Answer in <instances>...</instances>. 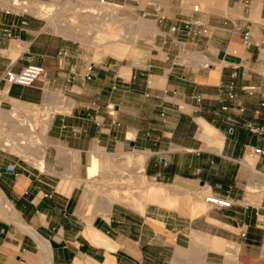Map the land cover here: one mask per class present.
I'll list each match as a JSON object with an SVG mask.
<instances>
[{"label":"crops","instance_id":"1","mask_svg":"<svg viewBox=\"0 0 264 264\" xmlns=\"http://www.w3.org/2000/svg\"><path fill=\"white\" fill-rule=\"evenodd\" d=\"M149 1L140 11L157 26L129 20L124 36L119 21L126 6L117 3L118 8L107 9L98 0H68L60 14L88 13L83 32L61 23L66 34H56L43 19L54 30L58 23L3 8L23 10L24 1L0 0V91L11 103L7 113L53 108L40 113L50 119L40 120L39 128L24 123L20 137L13 130L20 125L17 118L6 113L4 120L0 113L1 121L13 123L2 141L20 143L27 131L42 142L38 153L29 147L25 156L1 146L22 158L0 150V264H264V154L255 152L264 150V133L253 134L246 126L264 128L261 0H248V8L246 0H196L208 4L194 3L198 12L192 11V0ZM104 9L116 11L110 15ZM107 15L112 31L100 25L109 21ZM192 17L201 20L206 35L169 31ZM232 22L250 26L249 45ZM6 29L14 36L9 38ZM153 37L145 49L138 46V39ZM175 41L185 44V58H176L182 49ZM80 43L92 47V56ZM27 64L44 68L34 84L3 81L6 68ZM89 64L91 78L86 79ZM231 81L234 97L227 87ZM243 83L257 90L242 93ZM123 153L131 170L140 173L134 181L147 183L148 192L166 193L162 201H149L141 211L110 204L112 191L96 178L100 158ZM85 179L81 197L79 182ZM203 193L228 197L233 204L206 209ZM83 197L97 202L91 212L81 204ZM187 199L194 203V216L187 215Z\"/></svg>","mask_w":264,"mask_h":264},{"label":"rangeland","instance_id":"2","mask_svg":"<svg viewBox=\"0 0 264 264\" xmlns=\"http://www.w3.org/2000/svg\"><path fill=\"white\" fill-rule=\"evenodd\" d=\"M16 1H19V0H16ZM21 1H24L23 6L21 7L23 10L12 9L9 7H3V8H6L12 12L18 11V12H24L25 14H28L31 16L36 15V17H38V18L42 17V18L47 19L49 22L58 23L57 30H54V28L52 26L47 25V23L43 19V22L46 24L47 30L50 32H53V33L57 32L59 34H66L65 31L62 30L60 27L61 23H64V24L71 23L77 27V30H81L83 32V26L85 24V22H83L84 21L83 16H84V14H86L85 11H82L83 15H78V16L75 13H73L72 11L70 13H67L68 15L65 13L66 15L64 17L62 14H60L64 9V7L62 6L63 3L67 2L68 0H64V1L63 0H56V2H51L49 4L48 3H41V2L35 1V0H21ZM138 1L141 2L139 5L135 4L134 0H114V3L126 6L123 8L122 14L120 15L123 19H122V21H119L122 25V34L124 36L127 34L126 33L127 32L126 26L128 24H130L129 20H132L134 22L139 20V23H142L143 21L145 22L148 20L154 21V20H152V17H150V16H143L142 11H140L147 0H138ZM72 2H74V1H72ZM54 3L58 4V6H55ZM194 3H199L201 8L208 5V4H202L196 0H192V5ZM261 3H262V5H261L260 15L262 18L260 20H257V22L264 24V0H261ZM107 9H109V8H107ZM107 9H104V11H107L110 15L112 14V12L114 13L116 11V10L112 11V10H107ZM39 10H40V12H39ZM89 10H90L89 12H95L96 11V13L98 15L101 13L100 10H98V9H92L91 8ZM118 10L119 9H117V11ZM79 13H80V11H79ZM105 14H106V12H104L103 15H105ZM86 15H88V13ZM89 15H94V13H91V14L89 13ZM54 17L55 18L57 17V18H56V20L53 21L52 19H54ZM106 18H108L109 21L101 22L100 25L102 24L104 26V28L106 29V31L107 30L112 31L113 30V24H114L113 20L111 19V17L109 15H107ZM59 21H61V22H59ZM154 24L156 25L155 21H154ZM153 41H154V37L151 39L140 38L137 40V43H138L139 47L145 49V46L148 47L149 43H151ZM80 45H81L84 52H86L90 56H92V54H93L92 47H90L88 45H82L81 43H80ZM107 58L110 61L112 60L111 57H107ZM100 60H101V58L98 59L97 61H100ZM125 61L126 60H124L123 62H125ZM4 100L5 99L3 98L1 91H0V113L11 112L10 111L11 103L6 102ZM23 107H18V108L15 107L14 110L17 109V111H21L23 109ZM24 108H25L24 109L25 111L23 112V114L19 112V114L17 116V123L19 124V123H27V122L30 123V122H32L33 125L35 127H38V128L40 126V123H39L40 120H43L45 118L50 119L49 115L41 116L40 113L45 114L47 112L53 111V108L50 107L49 105H46L44 107L35 106V108L30 107L28 109H27V107H24ZM14 110H12V111H14ZM35 121H37L36 124L34 123ZM12 124L13 123L10 121L5 122V121H1V119H0V150L6 154H11V155H15V156L20 157L19 155L14 154L16 152L10 146V143H8L6 140L2 141L3 139L8 137L10 129L12 127ZM23 133L25 135H27L28 137L29 136H32V137L36 136L35 134H30L27 131L26 132L24 131ZM25 140L26 139H24V141ZM16 142H18V141H16ZM1 146L10 147L11 151H13L14 153H12L9 150L3 149V147H1ZM123 151L129 152V151H133V149L132 148H126ZM38 152H39L38 150H35L32 153L35 154ZM110 154H112V153H110ZM20 158H22V156ZM24 158H26V157H24ZM125 158H126L125 153H123L121 155L110 156L108 158H100V161H101L100 162V169H99V174L96 176V178L99 179L98 182L101 183L100 185L107 184V188H110V190L112 191V192H110L111 196L108 197V201L110 202V204L112 205L114 203H119V204H123V205L128 206V207H131V208L140 209V211H141L149 201L150 202H153V201L156 202L159 200L162 201V199H159V198H162V194H166V193H164L163 191H157V190H150L148 192V189L146 188L147 183H141V182H143L142 180H140L139 183H137V181H134V178L137 175H139L140 173L132 171L131 169L133 167V164H131V162H127ZM130 175H131V178H130ZM119 177H122L121 181H119ZM79 185H80L79 192L80 193L82 192V194H81V197H82L84 190H85V187L87 185V180L85 179V180L79 182ZM99 193L100 194H98L97 197L100 198V196H101L103 198V194L101 192H99ZM154 195L159 196V197L157 199L156 198L153 199ZM204 195H206V194L203 193L202 196L204 197ZM183 201H185V203L187 204L184 206L186 208H188V210H191L190 214H187V215L194 216L193 209H192V207L194 206L193 205L194 203L190 204V201L188 199L183 200ZM179 202H180V199H177L178 204H179ZM95 203H97V202L88 203L84 197L81 198V204L83 206L87 205V208L90 212L93 210V208H95L97 206ZM203 204L206 205V209H209L210 205L207 204L204 201V199H203Z\"/></svg>","mask_w":264,"mask_h":264},{"label":"built area","instance_id":"3","mask_svg":"<svg viewBox=\"0 0 264 264\" xmlns=\"http://www.w3.org/2000/svg\"><path fill=\"white\" fill-rule=\"evenodd\" d=\"M98 2L101 5L114 4V0H98ZM149 4L155 5V2L150 0ZM249 4H250V2L248 0H246L245 1V7L248 8ZM157 8H158V6L156 7V9ZM191 9L193 12L200 11L198 4H194ZM20 13H24V12H20ZM158 21L161 22L162 17H160L158 19ZM23 23H24V21H23ZM232 25L237 30H243L244 42H245V44L249 45L250 44V41H249L250 26L248 24H246V25L245 24H239L238 22H232ZM169 31H171L172 33H187L191 37H196L199 35H206L207 34V29L202 26L201 20L197 17L179 20L175 24H173L169 27ZM5 33L9 38L14 36V35H12V33L8 29L5 30ZM175 42L182 49L181 55L176 56V58L180 59V58H182V56H184V58H185L186 55L188 54L186 52V49H185V44L182 42H179V41H175ZM58 54L60 56H64V55H66V51H61ZM208 65H209V63H205L203 66L207 67ZM90 70H91V65L89 64L87 69H86V72L83 75L84 78H86V79L91 78ZM43 72H44V68L38 64H27L26 66H24L20 70H15L13 68V66H9L8 68H6V70L4 72L3 81L9 85L17 84V85H21V86H31L32 84H34L35 81L40 79ZM132 78L133 79L136 78V75H133ZM145 83H146V85L151 84V79H149L148 76H146ZM227 87H229V89L231 90L234 87V82L231 81ZM239 90L242 93L252 94L253 92H255L257 90V87L255 85H247V84L243 83L240 85ZM229 96L234 97V93L232 92V90L229 92ZM195 98L197 101L201 100V97L199 95L195 96ZM109 109L110 110L108 111V114L111 116V124H115V123H117V121L114 118L113 108L110 106ZM177 109L180 111H183L184 106L182 104H178ZM240 110L243 111V108H240ZM161 114L163 115V113H161ZM246 126H247V129L253 134L264 133L263 127L255 125L251 122H248L246 124ZM255 152L258 154H264V150L261 148H256ZM6 169L10 172H14L15 171V165L14 164H7ZM205 202L208 203L209 205L213 206L216 209L227 208L233 204L232 199H230L228 197H217V196H214L211 194L205 196ZM261 221L264 223V216L261 218ZM241 236H243V237L245 236L244 231L241 232Z\"/></svg>","mask_w":264,"mask_h":264},{"label":"bare ground","instance_id":"4","mask_svg":"<svg viewBox=\"0 0 264 264\" xmlns=\"http://www.w3.org/2000/svg\"><path fill=\"white\" fill-rule=\"evenodd\" d=\"M79 1V0H78ZM204 1H210V0H204ZM220 1H224V2H227V0H220ZM53 2H56V0H53ZM55 4V6H58V4H56V3H54ZM102 8H109V9H115V8H118L119 6L116 4V3H114V4H106V5H101V4H99ZM37 9V8H36ZM39 12H40V10H39ZM94 14H96V13H94ZM75 31V30H74ZM76 32H78V31H76ZM6 113H4L3 115H2V119H4V120H7V119H9L6 115L8 114H11V113H7L6 115H5ZM1 115V114H0ZM10 116V115H9ZM11 116H15L14 118H17V114L16 115H14V113L13 114H11ZM10 116V117H11ZM12 117V119H14ZM1 119V118H0ZM12 119H10V120H12ZM3 120V121H4ZM6 122V121H5ZM20 125L19 126H17L16 125V128H14L13 129V127H12V129L13 130H17L18 132H19V137L21 136L20 134V132H22L23 130H24V125L26 124H24L23 123V125H22V123H19ZM28 125H30V124H28ZM27 125V126H28ZM22 127V128H21ZM24 127V128H23ZM27 128H29V127H27ZM23 129V130H22ZM31 131H32V129H30ZM12 134V133H11ZM18 134V133H17ZM15 135V134H14ZM13 135V136H14ZM25 135V134H24ZM24 135H22V141L20 142V143H17L16 141V143L14 144V142L12 143V144H10V146L15 150V152L16 153H18V154H21V155H28V149H29V147L31 148V150L32 149H35V148H38V147H41V145H42V142H41V140L39 139V138H35V137H28V139H29V141L27 142V141H24V139H26L27 137V135H25V138H24ZM11 136V135H10ZM18 136V135H17ZM18 139V138H17ZM36 150V149H35ZM30 153V152H29ZM0 196L2 197V195L0 194ZM1 200H2V198H0Z\"/></svg>","mask_w":264,"mask_h":264}]
</instances>
